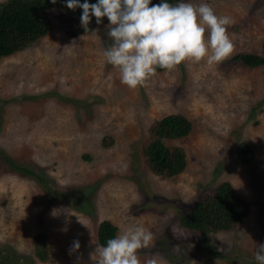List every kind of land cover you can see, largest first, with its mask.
<instances>
[{"label":"rangeland","instance_id":"374dc122","mask_svg":"<svg viewBox=\"0 0 264 264\" xmlns=\"http://www.w3.org/2000/svg\"><path fill=\"white\" fill-rule=\"evenodd\" d=\"M183 2L207 3L232 19L229 58L185 61L130 89L102 54L112 43L107 17L98 25L93 16L85 31L82 9L51 8V34L0 61V264H92L104 221L117 234L132 225L153 233L138 251L141 264H257L264 244V66L233 58L264 56V0ZM176 114L189 119L192 132L165 144L184 150L186 169L162 178L143 152L152 125ZM242 143L255 152L249 165L237 159ZM224 182L251 213L235 229L211 235L221 259L202 250L200 232L184 228L181 215ZM75 240L80 248L70 254ZM38 242L48 259L38 257Z\"/></svg>","mask_w":264,"mask_h":264},{"label":"clouds","instance_id":"9594fccd","mask_svg":"<svg viewBox=\"0 0 264 264\" xmlns=\"http://www.w3.org/2000/svg\"><path fill=\"white\" fill-rule=\"evenodd\" d=\"M151 4L152 0H66L68 9H82L80 21L85 31L93 16L98 25L107 17V35L112 43L102 54L106 63L119 71L121 83L130 89L144 85L157 68L172 70L189 60H206L211 65L233 54L234 43L228 33L233 21L218 16L209 4ZM52 214L56 215L57 210ZM153 239L150 230L132 225L105 245H97L89 257L92 264H141L138 251L148 248ZM79 248V240L73 241L70 254ZM255 260L264 264V244L258 245ZM147 264H157V260Z\"/></svg>","mask_w":264,"mask_h":264},{"label":"trees","instance_id":"16d2710c","mask_svg":"<svg viewBox=\"0 0 264 264\" xmlns=\"http://www.w3.org/2000/svg\"><path fill=\"white\" fill-rule=\"evenodd\" d=\"M84 0H80V3ZM178 4L185 0H162ZM60 9L69 13L66 0H5L0 3V61L19 53L49 36L53 29L49 9ZM264 48V44H263ZM250 68L264 66V56L256 54H238L233 58ZM157 71H165L157 68ZM192 124L183 115H169L156 121L150 129V139L143 154L150 170L162 178H173L186 169V157L183 149L169 148L165 140L182 139L190 135ZM237 159L249 165L256 160L254 150L246 143L237 149ZM251 213L249 203L235 194L234 187L224 182L203 195L193 209L181 215V225L201 234L202 250L213 258L226 256L211 249V235L227 232L243 224ZM118 228L110 221L100 224L98 242L105 245L114 238ZM44 237L41 235L40 238ZM41 242V241H40ZM38 242L36 253L42 260L48 259V251Z\"/></svg>","mask_w":264,"mask_h":264}]
</instances>
